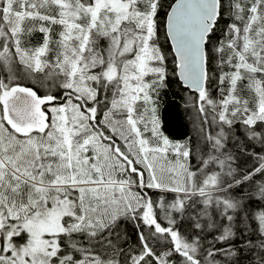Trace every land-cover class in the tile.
<instances>
[{
	"label": "snow or ice",
	"instance_id": "snow-or-ice-1",
	"mask_svg": "<svg viewBox=\"0 0 264 264\" xmlns=\"http://www.w3.org/2000/svg\"><path fill=\"white\" fill-rule=\"evenodd\" d=\"M0 264H264V0H0Z\"/></svg>",
	"mask_w": 264,
	"mask_h": 264
},
{
	"label": "trees",
	"instance_id": "trees-1",
	"mask_svg": "<svg viewBox=\"0 0 264 264\" xmlns=\"http://www.w3.org/2000/svg\"><path fill=\"white\" fill-rule=\"evenodd\" d=\"M174 99L175 98L172 97L171 94H169V96L165 98V108L167 109L169 131L175 136L179 137L182 133L186 131L184 124L187 123V121L177 118L175 109L173 107L168 106L169 101ZM161 114L162 117L165 115V109H162ZM252 207H258V204L254 202L252 204Z\"/></svg>",
	"mask_w": 264,
	"mask_h": 264
}]
</instances>
